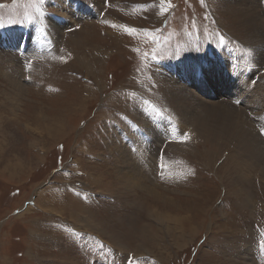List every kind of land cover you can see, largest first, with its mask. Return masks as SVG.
<instances>
[{
  "label": "rangeland",
  "instance_id": "rangeland-1",
  "mask_svg": "<svg viewBox=\"0 0 264 264\" xmlns=\"http://www.w3.org/2000/svg\"><path fill=\"white\" fill-rule=\"evenodd\" d=\"M78 3L97 15L0 0V32L24 46L0 38V264H264V167L160 102L166 81L201 118L237 102L263 151L264 106L246 93H264V65L247 55L241 1ZM233 70L244 95L230 92Z\"/></svg>",
  "mask_w": 264,
  "mask_h": 264
},
{
  "label": "bare ground",
  "instance_id": "bare-ground-1",
  "mask_svg": "<svg viewBox=\"0 0 264 264\" xmlns=\"http://www.w3.org/2000/svg\"><path fill=\"white\" fill-rule=\"evenodd\" d=\"M58 1H60L61 4H64L65 6L69 5L72 10L73 9L75 10V7L77 6L78 8L76 10V13L81 17H91V15H97V11L94 12V10H92L88 6L80 5L79 3L78 5H75V4L70 5V0H58ZM240 1L242 5L241 23L244 27L245 38L247 39V43L251 47L248 50L249 54L247 52V55H249L248 56L249 59H252L251 62L254 64V67H256V64H259V63L260 64L263 63L264 65V18L257 8L256 0H240ZM16 33H18L17 30H12L7 33L4 32V34L0 32V38H2V41H1L2 46H5L7 48L9 47L10 50L14 49V50L19 51L18 47H20V45L19 46L17 45V41H16L17 34ZM35 34H36L35 36H37V33ZM23 47L24 46L21 45L20 48L23 49ZM28 47L33 48V46L29 44H28ZM194 70H195V67H193V69L190 71V73H194L192 83H194V80H195L194 76H195L196 70L198 69H196L195 72ZM182 72L185 75L189 76L187 67ZM207 74L210 75L211 78L214 75L215 78H212V79L214 81V84L218 88L224 87L226 92L229 90L228 86L226 87V82L222 79V76H220L221 73L220 71H218V68L216 66L209 67ZM232 75H235V76H234L233 83L230 85L231 87L230 92L236 93V94L238 93V95H244L243 92H248L249 86H248L247 80L244 82V79H245L244 77L247 75L240 73V71L238 70H233ZM189 77H191V75ZM189 77H187L188 80H190ZM8 79H9V82L12 85H14L18 91L20 88L17 86V83L11 78H8ZM218 83H220V85H218ZM164 84L165 85H163L162 88L160 89L162 90L161 100L159 99L160 102L161 101L163 103L165 101L168 102L170 104L171 109H175L176 107H179V111L181 109L183 111L182 116L184 114L185 117H188V120H189V115H191L193 117V121H195L197 125L199 134H202L208 138L221 141L224 144V148H225L224 151H227L228 149L227 151L228 156H231V158H233L234 160L235 159H240V161L243 160L244 163L248 165V168L250 169L252 165H256V164L257 166L264 167V149L263 151H261V147L263 144L262 142L258 141L257 136L254 133L253 123L249 121V117L247 116L245 111H242L239 107H237L236 105L237 102H233L234 106H231L226 101H222L220 104H217V106H215L217 108L210 109L208 112H206L205 116L210 118L209 120L213 122V124H210V122L207 121L206 117L201 118V116H199L201 113H203L204 109L191 107L186 102V101L193 102V97L190 96V94H188L187 91L180 89L177 86L176 87L173 86L168 81L164 82ZM164 87L165 89H163ZM209 88L211 87L209 86ZM204 90L206 91V87ZM263 94H260L258 90H253L251 94L246 93L247 100H249V103L253 104L250 106L251 109L255 110V109H258L264 106V95ZM179 120L181 123L182 122L181 118ZM181 124L183 125V123ZM260 126L262 130H264V123ZM197 128L195 127L196 130ZM156 140L157 139L155 138V140H153L154 142L151 144L155 147V149H157L156 144H155ZM152 155H153V152H152ZM133 171L134 173L131 174L130 178L133 177V174L135 176L132 178V182L131 181L130 182L135 184L137 179L139 180L143 176H140L137 173H135V169ZM128 181H129V177H128Z\"/></svg>",
  "mask_w": 264,
  "mask_h": 264
}]
</instances>
